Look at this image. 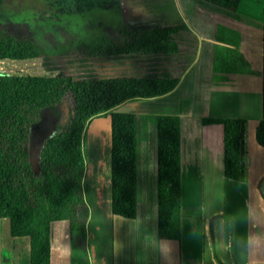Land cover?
<instances>
[{
    "label": "crops",
    "instance_id": "obj_1",
    "mask_svg": "<svg viewBox=\"0 0 264 264\" xmlns=\"http://www.w3.org/2000/svg\"><path fill=\"white\" fill-rule=\"evenodd\" d=\"M135 4L141 29L185 26L181 32L191 36L194 47L185 53L186 42L175 39L179 32L174 36L178 53L117 56L139 63L140 70L125 76L176 78L179 83L164 96L127 102L114 110L135 116L133 218L112 214L111 116L94 119L91 135L105 125L102 133L109 131L110 142L99 155L97 149L90 151L92 160L84 144L89 264H264V148L255 140L262 118L264 0H241L235 13L203 0ZM124 17L122 22L133 27ZM197 65L198 73L187 80ZM160 114L180 118V241L157 234ZM203 119L235 123L239 178L226 175L224 126L205 125ZM49 259V264H71L68 221L50 224ZM0 264H30V238L12 237L4 218Z\"/></svg>",
    "mask_w": 264,
    "mask_h": 264
},
{
    "label": "trees",
    "instance_id": "obj_2",
    "mask_svg": "<svg viewBox=\"0 0 264 264\" xmlns=\"http://www.w3.org/2000/svg\"><path fill=\"white\" fill-rule=\"evenodd\" d=\"M203 1L234 13L241 2ZM185 30V26L133 30L123 24L106 37L92 41H55L45 47L29 37L0 28V61L178 53L174 36ZM262 74V118L255 130V140L264 148V29ZM178 83L176 78L107 76L78 80L67 75L0 73V218L9 220L12 237L30 238V264H49L50 224L62 220L69 222L71 264H89L83 138L96 118L111 116L112 214L134 217L135 116L114 113V110L127 102L164 96ZM65 99L70 100L71 119L65 129L44 139L39 153V174L35 176L28 157L30 128L38 123L43 109L58 106ZM202 122L224 126L226 175L239 178L235 123L225 119H203ZM156 126L157 234L161 239L180 241V118L160 114Z\"/></svg>",
    "mask_w": 264,
    "mask_h": 264
},
{
    "label": "rangeland",
    "instance_id": "obj_3",
    "mask_svg": "<svg viewBox=\"0 0 264 264\" xmlns=\"http://www.w3.org/2000/svg\"><path fill=\"white\" fill-rule=\"evenodd\" d=\"M136 1L138 0H0V28L17 36L29 37L45 47L52 46L55 41H92L109 36L112 30L122 26L124 24L121 20L124 17L122 12L125 14V20L133 26L131 29L143 28L144 25L138 23L139 15L133 10ZM121 5H124L123 8ZM177 37L178 40L186 42L185 53H189L187 49L194 47L191 36L181 32L175 37L176 40ZM190 62L191 60L188 64H191ZM138 64L136 60L116 56L101 59L54 56L0 61V73L39 77L67 75L78 80H88L135 74L133 71L141 69ZM198 71L199 65L192 69L187 80L194 78ZM214 103L221 104V101ZM70 119L71 104L70 100L65 99L58 106L43 109L38 123L30 128L28 157L35 176L39 174V153L44 139L57 130L65 129ZM100 119L103 120L101 117ZM95 120L87 127L83 138V153L85 144L90 160L94 158L90 151L97 149L99 155L102 146L110 142L109 131L108 134L106 131L102 133L105 125L101 124V128L97 130L98 133L100 132L98 136L97 133L95 136L91 135L95 132ZM101 136L103 142H100Z\"/></svg>",
    "mask_w": 264,
    "mask_h": 264
},
{
    "label": "bare ground",
    "instance_id": "obj_4",
    "mask_svg": "<svg viewBox=\"0 0 264 264\" xmlns=\"http://www.w3.org/2000/svg\"><path fill=\"white\" fill-rule=\"evenodd\" d=\"M98 133V132H97ZM100 133V132H99ZM101 140H100V142H103V137L101 136V138H100Z\"/></svg>",
    "mask_w": 264,
    "mask_h": 264
},
{
    "label": "flooded vegetation",
    "instance_id": "obj_5",
    "mask_svg": "<svg viewBox=\"0 0 264 264\" xmlns=\"http://www.w3.org/2000/svg\"><path fill=\"white\" fill-rule=\"evenodd\" d=\"M82 59V58H81ZM92 59H101V58H92Z\"/></svg>",
    "mask_w": 264,
    "mask_h": 264
}]
</instances>
